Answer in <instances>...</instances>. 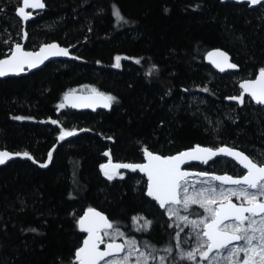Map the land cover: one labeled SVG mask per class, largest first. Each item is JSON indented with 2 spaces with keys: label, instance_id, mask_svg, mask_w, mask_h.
Returning <instances> with one entry per match:
<instances>
[{
  "label": "trees",
  "instance_id": "trees-1",
  "mask_svg": "<svg viewBox=\"0 0 264 264\" xmlns=\"http://www.w3.org/2000/svg\"><path fill=\"white\" fill-rule=\"evenodd\" d=\"M19 3L0 0V57L22 39ZM43 3L26 22L24 47L73 45L74 56L0 79V149L29 152L37 162L0 164V264H75L84 238L77 219L89 207L151 253L170 247L174 228L165 210L146 196L144 176L122 172V178L109 180L101 165L108 159L141 162L144 148L172 155L196 144L237 147L264 163V105L245 95L243 103L230 99L241 95L240 79L264 68V3ZM214 49L224 50L237 70L217 73L205 59ZM116 56L127 57L119 67ZM152 65L158 71L148 75ZM90 88L116 98L109 110L59 107L66 92ZM62 130L77 132L58 142ZM50 151L51 162L41 167ZM206 170L242 173L227 159H216ZM138 215L151 221L142 233L132 230Z\"/></svg>",
  "mask_w": 264,
  "mask_h": 264
},
{
  "label": "snow or ice",
  "instance_id": "snow-or-ice-1",
  "mask_svg": "<svg viewBox=\"0 0 264 264\" xmlns=\"http://www.w3.org/2000/svg\"><path fill=\"white\" fill-rule=\"evenodd\" d=\"M248 2L251 5H257L264 3V0H248ZM23 4V7L17 9V14L21 15L24 20L31 17V13L26 12V8L42 9L45 6L42 0H23ZM114 15L117 20H123L119 10H115ZM26 38L27 33H25ZM59 55H68V50L55 43L46 44L35 52L26 51L23 45L16 43L7 57L0 59V77L19 74L24 71L26 66L28 68L38 67V64L43 63L49 56ZM209 57L222 58L223 63L227 64L229 68L236 67V65L228 63V56L222 51L210 52ZM116 60L115 66L119 67L120 57H117ZM213 62L221 71L224 70L220 62ZM156 71H158L157 67L152 65L147 74L151 75ZM240 87L243 90L241 95L230 99L243 103L244 94H248L256 103L264 105V68L259 70L255 80H246L240 84ZM91 91L94 93V97L82 98L85 100L83 105L85 107H92L95 98L103 101L101 105L103 107H110L116 100L115 97L99 93L94 88ZM70 95L71 93L65 94L64 99L67 101ZM64 106V104L59 105L61 108ZM15 119H22V117H15ZM52 123L55 124L57 121L53 120ZM74 134L73 131L62 130L59 139L64 140ZM109 139L111 138L109 137ZM143 153L147 160L145 164L113 165L109 160V164L101 165V169L109 180L113 179V175L107 171L109 167L132 171L139 169L146 173L148 177L147 194L153 197L162 209H165L170 219L175 217L186 227L191 226L198 241L196 248L190 251H180V260L194 261L198 253L200 259L206 260L208 264H264V163H258L244 153L228 147L214 150L197 145L169 156L155 154L144 148ZM104 154L110 156L108 152ZM220 154L237 159L241 166L247 170L246 174L234 178L228 175L209 176V174L201 172L197 175L208 178L200 183L207 186L197 189L190 185L188 180L190 174L182 170L181 165L191 160H202L207 163L208 160ZM11 155L8 152H0V164L5 163L6 159L11 158ZM22 155L32 159L27 152ZM51 159L52 152L50 151L48 161L40 166L47 167ZM213 181L220 183L215 185L212 183ZM225 184L236 187L224 188ZM232 197H236L241 203L239 205L232 203ZM191 205H198L207 215L198 220H189L187 215H181V210L188 212ZM133 222H136L135 217ZM78 225L81 231L87 233V238L83 241V246L78 248L74 254L75 264H100V261H104V264H129L132 256L136 257L135 264H149L150 258L156 259L151 256V252L139 251L136 248V241L133 239L126 240L123 244L117 243L115 237H123L125 234L118 228H114L107 217L92 208H89L80 217ZM150 225L151 221L144 220L142 228L146 231ZM172 226L169 224V227ZM180 231L182 232L183 228ZM179 236L180 232H177L176 238L179 239ZM105 238H110V242H106ZM101 245H104V250L100 249ZM126 246L129 248L127 252H125ZM145 247L148 245L146 244ZM176 247L179 248V244ZM164 251L171 254L172 248H166ZM120 253H124V255L120 256ZM241 254H243L242 258ZM110 256L119 258L106 259ZM159 261L160 264H164L165 257H159Z\"/></svg>",
  "mask_w": 264,
  "mask_h": 264
},
{
  "label": "water",
  "instance_id": "water-1",
  "mask_svg": "<svg viewBox=\"0 0 264 264\" xmlns=\"http://www.w3.org/2000/svg\"><path fill=\"white\" fill-rule=\"evenodd\" d=\"M228 1H229V2H234V3H246V4L248 5L249 8L256 7L257 5H259V4H257V5H251V4L248 2V0H221V2H228ZM42 2H43V0H42ZM23 6H24V4H23V0H20V3H19V5H18V7L16 8L15 13H16V16L20 19V21H21V23H22V39H21V41L18 42V43L21 44V45H23V47H24V45H25V41H26V39H25V33H26V31H25V25H26V22H28L29 20L33 19V18L35 17L36 14L40 13V12L43 10L44 7H43L42 9H41V8H36V9L26 8V9H25L26 12H30V13H31V17H30L29 19H27V20H24V19L22 18L21 15H18V14H17V9L20 8V7H23ZM52 43L57 44V45H58L59 47H61V48H65V49H67V50H68V55L49 56V58L46 59V60H44L43 63L38 64V67H35V68H28V67L26 66L25 69H24V71L20 72L19 74H9V75H6V76H3V77H0V79L9 78V77H19V76H23V75H26V74H28V73H30V72H33V71H35V70H38V69L42 68L44 65H46V64H47L48 62H50V61L69 60V59L73 58V56H74V54L72 53V50L74 49V46H73V45L63 46V45H60V44H58V43H56V42L43 43V44H41L40 46H38V47H37L36 49H34V50H32V49H26V48L24 47V50L35 52V51H39V49H40L42 46H44V45H46V44H52ZM15 44H16V43H15ZM15 44H14V45H15ZM14 45L12 46V48L14 47ZM12 48H11V49H12ZM216 50H219V51H222V52L226 53V52H225L224 50H222V49H214V50L209 51V52L207 53V55H206V58H205L206 61H207V63H208V64H209V65H210V66H211V67H212L217 73H220V74H222V73H226V72L236 71V70H237V66H236L235 68H229V67L227 66V64L223 63L222 58H219V57H211V58H210V57H209V53H210V52H214V51H216ZM9 52H10V51H9ZM9 52H8L6 55L0 57V59L6 58L7 55L9 54ZM226 54H227V53H226ZM227 56H228V63H231V64L236 65L234 62L231 61V58H230V56H229L228 54H227ZM213 61H218V62H220V63H221V66L224 68V70L221 71L220 68L217 67L216 64H215ZM258 74H259V70H258V72L254 75V77H252V78H243V79H240V80L238 81V88L240 89L241 93H242L243 90L241 89L240 84H241L242 82L246 81V80H255V79L257 78ZM97 92H99V93H103V92H101V91H97ZM67 93H71V95L69 96V99L66 101V100L64 99V96H65V94H67ZM65 94H64L63 97H62V103H63L66 107H68V108L76 109V110H79V111H90V112H94V111L99 110V109H100V110H109V109L111 108V106H110V107H103V106H101L102 103H103V101L99 100L98 98H95V103H94V105H93L92 107H85V106H83L84 103H85V100L82 99V98L94 97V93H92V91H69V92H66ZM103 94H104V93H103ZM105 95H106V94H105ZM244 95L247 96V97H249V99H250L254 104H258V103H256V102L251 98V96H249L248 94H244ZM73 104H75L76 106L73 107V106H72ZM259 105H261V104H259ZM73 132L76 133L77 130H75V131H73ZM72 136H73V135H72ZM72 136H68V137H66V138H70V137H72ZM59 137H60V135L58 136V142L60 141ZM197 145H198V144L194 145L193 147H195V146H197ZM199 146H201V147H208V146H203V145H199ZM54 147H55V146H54ZM193 147H190V148H187V149L181 150V151H179V152L189 150V149H191V148H193ZM220 147H228V148H232V149H234L235 151H239V152L244 153V152H243L242 150H240L239 148H237V147H233V146H229V145H221V146H217V147H215V148H213V149L215 150V149H218V148H220ZM209 148H212V147H209ZM149 151H150V150H149ZM0 152H8L9 154H12V155H11V158L6 159L5 163H3V164H6V163H8V162H10V161H12V160H14V159H27V160L32 161V162L35 161V160L33 159L32 155H31L29 152H27V153H29V155L32 157V159H29V158L23 156L22 154L25 153V152H10V151L5 150V149H0ZM106 152H108V151H106ZM152 152H153V151H152ZM179 152H177V153H179ZM153 153H155V154H159V153H156V152H153ZM177 153H175V154H177ZM15 154H21V155H15ZM175 154H172V155H175ZM244 154L247 155L246 153H244ZM159 155H161V154H159ZM162 156H169V155H162ZM247 156H248V155H247ZM216 159H227V160L232 161L235 165H237L239 168H241V169L243 170V173H242L241 175H233V174L225 173V172H224V173H218V172L207 171V170H205V169H194V168H192L193 165H200V166H202L203 168H206V167L209 166L212 162H214ZM109 160H110V159H108V160H107L105 163H103L102 165H108V164H109ZM47 161H48V158H47L46 162H47ZM34 163H37V162L35 161ZM111 163H112L113 165H115V164H125V163H127V162H113V161H111ZM145 163H147V160L145 159V157H144V153H143V160H142L141 162H138V163H127V164H145ZM181 168H182V170L187 171V172L190 174L189 177H192V176H198L197 173H201V172H203V173H207V174H209V176H211V175H217V176H225V175H228V176H232V177L236 178V177H239V176H242V175L246 174V171H247L246 169H244V168L241 166V164L237 161V159H234V158L231 157V156H227V155H223V154H220V155H217V156L213 157L212 159L208 160L207 163L202 162V160H191V161H189V162H187V163L181 165ZM101 170H102V169H101ZM107 171H108L111 175H115V174H117V173H119V172H138V173H140L141 175H143L144 178H145L146 181H147L146 196L149 197L150 199H152V200L155 202V204H156L160 209H162V208L159 206V203H158L155 199H153V197H151V196H149V195L147 194V189H148V177H147L146 173L141 172L139 169H137L136 171H132V170H130V169H124V168L115 169V168H112V167H109V168L107 169ZM102 172L104 173L103 170H102ZM189 177H188V178H189ZM198 177H202V176H198ZM216 182H217V183H220L219 181H216ZM225 186H231V187H232V186H234V185H228V184H225ZM231 200H232V199H231ZM232 203L237 204V205L240 204V203L235 202L234 200H232ZM89 208H92V209H94V210L100 212V213H101L102 215H104L105 217H107L104 213H102L101 211H99L97 208H95V207H89ZM89 208H86V209H85V210L79 215V217H78V219H77V227H78L79 231L84 235V238H83V240H82V242H81L80 247L83 246V241L87 238V233H86V232H83V231L80 230L79 225H78V220L80 219V217H82V216L85 214V212H87V210H88ZM162 210H164V209H162ZM107 218H108V217H107ZM108 220H109V219H108ZM109 222H110V220H109ZM106 242H110V240H109V241H106ZM116 242H117V243H120V244H123V243H124V242H123L122 240H120V239H116ZM234 243H236V242H234ZM80 247H79V248H80ZM100 249H101V250H104V245H101V246H100ZM120 254H122V253H120ZM110 257H114V256H110ZM110 257H106V259H107V258H110ZM74 261H75V256H74ZM102 262H103V261H100V264H101Z\"/></svg>",
  "mask_w": 264,
  "mask_h": 264
},
{
  "label": "rangeland",
  "instance_id": "rangeland-1",
  "mask_svg": "<svg viewBox=\"0 0 264 264\" xmlns=\"http://www.w3.org/2000/svg\"><path fill=\"white\" fill-rule=\"evenodd\" d=\"M117 57H120L119 64H120V61L122 59H126L127 58L125 56H116L114 58V65H116V63H117V60H116ZM83 89H85V88H83ZM86 90L87 91H91L92 88L86 89ZM115 175L121 177L122 176V172H119V173H117ZM207 178L208 177L192 176V177H189L188 180H189V184L190 185H192V186H194L195 188L198 189V188H200L202 186H205V187L207 186V185H202L200 183V181H203V180H205ZM212 183L215 184V185H219V183H217L216 181H213ZM223 187L224 188H229L231 186L223 185ZM232 187H236V186H232ZM191 191H192V189L190 188V192ZM231 199L234 200L237 203H241V201L237 200L236 197H232ZM214 207H215V205H214ZM165 213H166V211H165ZM166 215H167V213H166ZM181 215H187L189 220H198V219L203 218L207 214L204 213V210L202 208H200L198 205H191L188 212H184L183 210H181ZM141 217L142 216H140V215L135 216L136 222L134 223L132 221V230L137 232V233L145 232V230L142 228V225L144 223V220H146V219L144 217H143V219H140ZM169 220H170V224H172L173 225L172 227L174 228L172 244L170 246L172 248V253L169 254L168 252L164 251V249L169 248V247H163V245H162V247L157 248L154 252L151 253V256L152 257H156V259L150 258L149 259V264H160L159 257H165L164 264H208V262L206 260H201L200 259V256H199L198 253L196 254V258H195L194 261L180 260L179 259L180 251H190V250L196 248L197 245H198V241L196 239L195 234L193 233V230H192L191 226H187L186 227L183 223L178 222L175 219V217H173L171 219L169 218ZM177 224H179V227H177ZM181 228H183L182 232L180 231ZM201 228H202V226H201ZM109 231L111 232L112 230L110 229ZM177 232H180L179 239L176 238V233ZM124 234L125 235L123 237L117 236V237H115V239H120L123 242H125L126 240H129V239H133V240L136 241V248L139 251H143L145 253L149 252L146 248L142 247L138 243L137 239L134 236L126 234V233H124ZM105 240L109 241L110 238H105ZM177 244H179V246H180L179 248L176 247ZM127 251H129V248L126 246L125 247V252H127ZM123 255H124V253L120 254V256H123ZM137 255H138V253H137ZM241 256H243V254H241ZM118 258L119 257L114 256V257H110V258H107V259H118ZM135 260H136L135 256L130 257L129 264H135ZM101 264H104V261Z\"/></svg>",
  "mask_w": 264,
  "mask_h": 264
},
{
  "label": "flooded vegetation",
  "instance_id": "flooded-vegetation-1",
  "mask_svg": "<svg viewBox=\"0 0 264 264\" xmlns=\"http://www.w3.org/2000/svg\"><path fill=\"white\" fill-rule=\"evenodd\" d=\"M249 78H250V77H249ZM229 161H230V160H229ZM231 162H232V161H231ZM236 166H237V165H236ZM237 167H238V166H237ZM204 169L206 170V168H204ZM239 169H241V168H239ZM241 170H242V169H241ZM207 171H208V170H207ZM242 173H243V170H242ZM242 173H241V174H242ZM241 174H240V175H241ZM164 210H165V209H164Z\"/></svg>",
  "mask_w": 264,
  "mask_h": 264
},
{
  "label": "bare ground",
  "instance_id": "bare-ground-1",
  "mask_svg": "<svg viewBox=\"0 0 264 264\" xmlns=\"http://www.w3.org/2000/svg\"><path fill=\"white\" fill-rule=\"evenodd\" d=\"M243 79V78H242Z\"/></svg>",
  "mask_w": 264,
  "mask_h": 264
}]
</instances>
